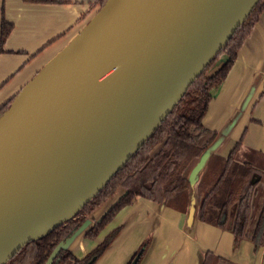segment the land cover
<instances>
[{
	"label": "water",
	"instance_id": "obj_1",
	"mask_svg": "<svg viewBox=\"0 0 264 264\" xmlns=\"http://www.w3.org/2000/svg\"><path fill=\"white\" fill-rule=\"evenodd\" d=\"M258 1L106 0L98 5L75 38L0 115V264L69 221L103 189ZM220 63L207 78L225 64ZM216 133L187 176L189 229L198 221L195 186L224 141L223 131ZM119 191L98 208L113 199L104 215ZM93 213L45 264L61 248L68 250ZM141 253L130 264H137Z\"/></svg>",
	"mask_w": 264,
	"mask_h": 264
},
{
	"label": "crops",
	"instance_id": "obj_2",
	"mask_svg": "<svg viewBox=\"0 0 264 264\" xmlns=\"http://www.w3.org/2000/svg\"><path fill=\"white\" fill-rule=\"evenodd\" d=\"M99 1L31 4L0 0L3 18L12 25L0 47V109L75 38ZM225 62L226 58L220 64ZM211 94L202 123L210 132L224 133L216 154L226 157L240 141L239 154L262 171L264 184V8L225 80ZM112 200L95 211L88 225L68 242L67 249L76 258L86 256L109 233L119 229L113 243L94 264H129L140 250L137 264H201L206 253L218 259L216 264H264V246L255 251L250 241L243 240L234 249L233 235L227 230L197 220L189 229L184 213L143 198L116 214L96 239L85 238Z\"/></svg>",
	"mask_w": 264,
	"mask_h": 264
},
{
	"label": "trees",
	"instance_id": "obj_3",
	"mask_svg": "<svg viewBox=\"0 0 264 264\" xmlns=\"http://www.w3.org/2000/svg\"><path fill=\"white\" fill-rule=\"evenodd\" d=\"M24 3L49 4L52 0H22ZM106 0H100L103 5ZM264 8L259 0L227 44L193 81L186 92L152 133L150 138L73 218L46 237L22 247L6 264H45L53 249L65 243L85 220L106 201L122 190L107 213L93 224L85 238L94 240L123 208L138 198L187 213L190 189L187 176L217 133L203 127V119L211 100V91L225 80L238 50L257 22ZM12 25L3 18L0 9V47ZM222 55L227 62L210 78L209 70ZM12 99L0 109L6 110ZM158 147V148H157ZM241 142L234 145L226 157L212 155L195 186L198 221L227 230L233 235V248L243 240L254 250L264 246V184L263 173L243 160L239 154ZM154 151V152H153ZM119 232L116 229L85 257L78 259L61 248L51 264H94L108 249ZM218 259L206 253L201 264H216ZM130 264V263H129Z\"/></svg>",
	"mask_w": 264,
	"mask_h": 264
},
{
	"label": "rangeland",
	"instance_id": "obj_4",
	"mask_svg": "<svg viewBox=\"0 0 264 264\" xmlns=\"http://www.w3.org/2000/svg\"><path fill=\"white\" fill-rule=\"evenodd\" d=\"M224 58H226V56L225 55H222L221 57L218 58L217 62L223 61Z\"/></svg>",
	"mask_w": 264,
	"mask_h": 264
},
{
	"label": "flooded vegetation",
	"instance_id": "obj_5",
	"mask_svg": "<svg viewBox=\"0 0 264 264\" xmlns=\"http://www.w3.org/2000/svg\"><path fill=\"white\" fill-rule=\"evenodd\" d=\"M94 250V249H93ZM91 252V251H90ZM85 257V256H84ZM131 263V262H130Z\"/></svg>",
	"mask_w": 264,
	"mask_h": 264
}]
</instances>
